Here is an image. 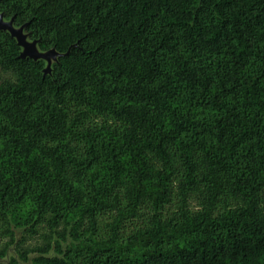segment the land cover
Masks as SVG:
<instances>
[{"label":"trees","instance_id":"obj_1","mask_svg":"<svg viewBox=\"0 0 264 264\" xmlns=\"http://www.w3.org/2000/svg\"><path fill=\"white\" fill-rule=\"evenodd\" d=\"M0 12L58 53L0 29V233L69 229L33 264H264V0Z\"/></svg>","mask_w":264,"mask_h":264},{"label":"rangeland","instance_id":"obj_2","mask_svg":"<svg viewBox=\"0 0 264 264\" xmlns=\"http://www.w3.org/2000/svg\"><path fill=\"white\" fill-rule=\"evenodd\" d=\"M37 50L39 51L38 48ZM57 57V55L50 54L49 60L45 59L47 61V67H51L57 60ZM50 70L47 71V73L50 72ZM12 230L13 235L4 232L0 233V253L3 252V255H0V263L2 264H9L13 258L17 259L19 264H33L32 260L41 254L39 249L43 248L48 243L52 245L49 255H58L59 253L55 248L56 243L66 248L69 244L75 242L69 229L66 230V237L62 236V228H60L59 231H53L48 224L39 225L36 231L20 227H13ZM24 252L28 254L27 260L23 259L21 256Z\"/></svg>","mask_w":264,"mask_h":264},{"label":"water","instance_id":"obj_3","mask_svg":"<svg viewBox=\"0 0 264 264\" xmlns=\"http://www.w3.org/2000/svg\"><path fill=\"white\" fill-rule=\"evenodd\" d=\"M26 26L27 25H23L19 28L15 27L14 19L8 21L6 20L4 13L0 12V29L8 30L13 37L17 38L18 44L21 47H23V52L21 54V57L23 58L29 57L35 60L37 59L49 60L50 54L58 56V53L54 49L46 53L41 52L40 50L38 51L37 41L36 40L30 41L28 35L25 34ZM47 68L45 70L46 73L51 69V67L48 66Z\"/></svg>","mask_w":264,"mask_h":264}]
</instances>
